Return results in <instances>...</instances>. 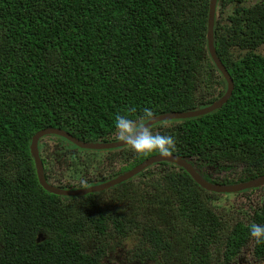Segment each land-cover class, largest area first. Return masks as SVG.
I'll return each mask as SVG.
<instances>
[{
	"label": "trees",
	"instance_id": "1",
	"mask_svg": "<svg viewBox=\"0 0 264 264\" xmlns=\"http://www.w3.org/2000/svg\"><path fill=\"white\" fill-rule=\"evenodd\" d=\"M209 1L0 0V264H105L115 248L153 264H232L242 252L264 263V244L249 234L264 224V195L233 215L227 194L160 162L102 192L57 196L39 185L29 151L43 129L114 142L118 113H183L219 99L226 82L207 48ZM243 1L216 4L214 48L233 82L230 97L206 115L150 126L173 136L171 154L217 185L264 175V0ZM227 6L234 9L224 18ZM41 139L62 152L74 147ZM80 151L105 157L67 184L50 181L40 152L45 180L88 187L159 154L128 145ZM257 190L264 185L236 195Z\"/></svg>",
	"mask_w": 264,
	"mask_h": 264
},
{
	"label": "water",
	"instance_id": "2",
	"mask_svg": "<svg viewBox=\"0 0 264 264\" xmlns=\"http://www.w3.org/2000/svg\"><path fill=\"white\" fill-rule=\"evenodd\" d=\"M216 4H217V0L209 1L206 37H207V48L210 57L216 69L222 75V77L226 82V90L224 94L212 104L199 109H195L183 113L174 112V113H167V114L155 116L152 121H149L148 124L149 127L156 122L168 121L173 119H187V118L206 115L214 110L219 109L230 97L233 89V82L227 70L223 66L222 62L216 56V52L214 48L213 28L215 23ZM45 136H57L64 139L68 143H71L76 148L93 150V151L111 150V149L124 147L127 145L122 143L120 140L114 142H106V143L84 142L79 139H76L75 137H73L72 135L68 134L65 131L54 128L43 129L35 133L31 138L29 151L34 162L38 183L44 191L57 196L72 197V196H82L88 193L100 192L105 189L111 188L123 181H126L129 178H132L138 173H140L142 170H144L145 168L160 162H168L176 165L177 167L182 168L200 188L217 194H233L243 190L255 189L264 185V175L246 182H241L233 185L212 184L206 181L204 178H202V176L197 172V170L191 165L189 160L178 157L174 154H171L168 157H161L160 154H156L146 158L141 163L137 164L136 166L132 167L131 169L127 170L126 172L117 176L116 178L108 180L106 182H102L100 184L91 185L89 187L80 188L76 190L61 189L49 184L44 177L43 164L39 155L38 142L41 138Z\"/></svg>",
	"mask_w": 264,
	"mask_h": 264
},
{
	"label": "rangeland",
	"instance_id": "3",
	"mask_svg": "<svg viewBox=\"0 0 264 264\" xmlns=\"http://www.w3.org/2000/svg\"><path fill=\"white\" fill-rule=\"evenodd\" d=\"M258 0H244L241 6H251L254 3H256ZM239 5V6H240ZM234 6H227L224 10V13L222 17L225 18L227 13H230L234 8ZM264 50V46H262ZM261 50H259L260 52ZM244 52V51H241ZM47 137V136H46ZM44 140V139H43ZM42 139L39 140L38 142V147L40 146V152L41 155L46 159L48 163V173L49 175H55L60 177V180L63 181L64 183L68 182H73L79 177V169L80 168H87V167H92L100 164L99 158H102L104 156L103 153H95V152H81L79 149H77L74 145L72 147L71 143L69 144L68 142L61 141L63 142L62 144L69 145L72 148H75L77 151H68V152H62V146L57 144L56 141L53 139H48L43 141ZM43 141V142H42ZM42 142V143H41ZM41 143V144H40ZM40 144V145H39ZM92 151V150H89ZM102 152V151H100ZM105 157V156H104ZM95 160V161H94ZM127 170V169H125ZM123 174V173H122ZM53 179V177L51 178ZM263 194L264 191L257 192V194L254 196V200L259 194ZM235 200L230 201L232 205H235L234 202ZM250 204L242 202L238 206L231 207L229 210H231V213L238 214L239 212H247ZM120 251V252H118ZM113 254H118L117 257H119L122 260H130L129 255L126 254V252L121 251L119 249H113L112 251ZM244 253L242 252L240 257H237L235 259V262L232 264H264L263 261H256L251 255L246 257V261L243 259ZM107 261H111L110 258L106 257ZM114 264H122V262L117 261ZM153 264V263H151Z\"/></svg>",
	"mask_w": 264,
	"mask_h": 264
},
{
	"label": "clouds",
	"instance_id": "4",
	"mask_svg": "<svg viewBox=\"0 0 264 264\" xmlns=\"http://www.w3.org/2000/svg\"><path fill=\"white\" fill-rule=\"evenodd\" d=\"M132 112H136V109H129V114L118 113L115 115L114 130L118 139L128 145L130 150L136 154H146L154 151L159 153L161 157L170 156L176 147L175 139L168 134L155 133L148 126L149 121H152L155 117L153 109L143 107L135 117L131 115ZM249 234L256 244H264V224L253 223L249 228Z\"/></svg>",
	"mask_w": 264,
	"mask_h": 264
},
{
	"label": "flooded vegetation",
	"instance_id": "5",
	"mask_svg": "<svg viewBox=\"0 0 264 264\" xmlns=\"http://www.w3.org/2000/svg\"><path fill=\"white\" fill-rule=\"evenodd\" d=\"M68 151H77L75 148H70V149H68V150H66V151H64L65 153L66 152H68ZM39 153H40V150H39ZM43 157V156H42ZM120 168V167H119ZM119 168H117V170L119 169ZM208 170H209V172H213L214 170H213V168L212 167H206ZM218 175H221V176H225L226 174H228L227 172H221V173H217ZM50 177L52 178L53 177V179H59L60 180V177H58V176H55V175H50ZM50 178V179H51ZM108 180H111V179H106V180H104V181H99V182H94V183H92V184H90L89 186H91V185H96V184H100V183H102V182H106V181H108ZM50 181H52V179L50 180ZM60 182L61 183H64L63 181H61L60 180ZM209 182V181H208ZM211 183V182H210ZM68 184V183H67ZM213 184V183H212ZM56 186V185H55ZM64 186V185H63ZM84 185H82V186H79V187H77V188H75L74 190H76V189H80V188H85V187H83ZM88 186V187H89ZM63 189H65V188H63ZM109 189V188H108ZM68 190H71V189H68ZM106 190V189H105ZM261 191V190H260ZM260 191H258L257 190V192H260ZM100 192H102V191H100ZM257 192H254L253 194H251L252 196H247L246 194H240V195H236V193H233V194H235V195H232V194H227V196H226V198L228 199V197L230 198L229 199V201H232V200H235V202H234V204H235V206H238L240 203H242V202H245V203H249L250 204V206H249V208H248V211H249V209H253L254 210V208H257V207H259L258 206V203L256 202V200L258 199V196L260 195V196H263L264 194H259L257 197H256V199L254 200V196L257 194ZM241 193H243V192H241ZM238 194V193H237ZM248 197H249V199H248ZM108 258H110L111 259V261L109 260V261H107L106 260V258H104L102 261L105 263V264H114V263H116L117 261H120V262H122V264H151L152 262H151V260H146V261H144V262H138V261H136L132 256H129L130 257V260H122V259H120L119 257H117V256H112V255H109V256H107Z\"/></svg>",
	"mask_w": 264,
	"mask_h": 264
}]
</instances>
